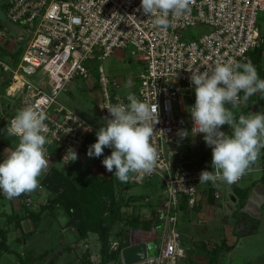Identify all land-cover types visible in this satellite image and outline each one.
I'll return each mask as SVG.
<instances>
[{
	"label": "built area",
	"instance_id": "1",
	"mask_svg": "<svg viewBox=\"0 0 264 264\" xmlns=\"http://www.w3.org/2000/svg\"><path fill=\"white\" fill-rule=\"evenodd\" d=\"M140 4L141 0H11L6 9L8 20L24 26L31 37L16 69L1 59L0 46V68L4 76L10 74L5 96L21 103L22 108L31 106L46 114L49 162L64 168L75 167L89 157L88 149L97 140L100 127L59 100L74 80L92 78L91 63L98 64L103 118H111L104 107L127 104L129 93L150 106L157 105L158 123L152 121L151 138L158 153L156 167L150 174L131 173L128 184L144 185L156 177L163 181L164 195L150 219L156 230V223L161 222L162 233L157 253H149L138 264H178L186 256L180 230L183 210H194L203 191L221 199L226 183H199V174L212 170V149L203 134L193 129L189 111L195 104V86L190 81L191 72H210L217 63L247 62L253 52L263 49L259 21L264 15V0H194L190 12L169 16L167 30L156 26L142 10L137 11ZM197 27L205 31L192 38L188 32ZM8 36L9 28L2 25L0 43L4 42V47ZM18 40H25L23 34ZM116 49H129L143 64L126 94L100 65ZM4 76L0 81L4 82ZM35 76L40 78L37 83L31 81ZM242 104L243 93L239 106ZM181 130H187L188 137L178 135ZM70 147L78 153L74 162L63 160ZM196 151L210 155L201 162L194 156ZM111 152L105 148L102 156L91 158L103 160ZM261 171L264 173V165ZM113 248L122 250L121 242L115 241Z\"/></svg>",
	"mask_w": 264,
	"mask_h": 264
},
{
	"label": "clouds",
	"instance_id": "2",
	"mask_svg": "<svg viewBox=\"0 0 264 264\" xmlns=\"http://www.w3.org/2000/svg\"><path fill=\"white\" fill-rule=\"evenodd\" d=\"M194 0H141L137 11L153 18L163 30L171 26L169 16L179 17L191 11ZM195 86V104L190 107L193 129L202 133L212 149V170L199 174V183L226 182L231 185L250 171L264 149V112L237 117L240 94L247 99L257 92L264 94V79L258 75L251 61L217 63L211 71L191 72ZM128 103L109 105L111 118H103V126L96 132L97 140L87 152L91 157L103 155L111 148V155L102 160L108 172L120 182H127L131 173L150 174L156 167L158 153L151 142L154 133L152 121L158 123L157 105L150 106L133 93ZM230 105L231 107H228ZM46 114L31 106L21 108L10 120L6 131L18 138V144L0 163V191L7 200L22 194H31L40 187L39 178L49 166L48 149L51 143L45 135ZM228 125L231 134L221 131ZM90 131V128L85 129ZM71 131V130H70ZM188 137L187 130L178 132ZM78 153L69 148L63 160L76 161ZM67 162V163H68ZM66 163V164H67Z\"/></svg>",
	"mask_w": 264,
	"mask_h": 264
},
{
	"label": "rangeland",
	"instance_id": "3",
	"mask_svg": "<svg viewBox=\"0 0 264 264\" xmlns=\"http://www.w3.org/2000/svg\"><path fill=\"white\" fill-rule=\"evenodd\" d=\"M10 1L11 0H0V28L2 25H6L9 28V36L7 39L8 45H5L4 47V42L0 43V46H2L3 50L1 59L4 62L8 63L13 69H16L18 64L21 62L22 56L31 35H28L26 30L24 31L25 27L21 24H13L8 20L6 9ZM259 25L261 27L262 33H264V15L260 16ZM204 31L205 28L202 27L191 28L188 32V35L192 36V38H196V36L202 34ZM20 34H23L25 40H18V36ZM9 47H11L12 49H10ZM251 56L255 57L256 52H253ZM261 63L262 68L264 69V55L262 56ZM100 65H103L110 78L118 80V82L122 86V94H126L127 92H129L130 84L136 82L138 74L143 68V64L139 63L131 55L129 49H116L111 56L107 57L105 60H102L100 62ZM91 66H93L92 78L88 80H84L82 78L74 80V82L69 84L66 90L62 92L59 100L62 104L71 108L72 110L86 118L88 121L92 122L95 126L101 127L103 126V117L99 111L101 89L98 83V79L100 74L98 71V64L91 63ZM3 76L4 73L0 68V77ZM9 77L10 74L8 73L4 76V82L1 83L0 81V92L2 94L6 93V87L8 85ZM39 79V77L35 76L31 78V81L37 83ZM262 100L263 102L261 104H257L256 94L247 99H245L243 95V104L240 105L238 109H234L237 117L241 114L247 116L256 112H264V94ZM228 107L231 106L228 105ZM21 108V103L17 102L15 99H9L5 95L0 98V123L4 128L3 130H5L3 134L8 138L10 137L11 139H15L17 142L18 138L15 136H9L7 134L6 128L8 126V120L12 116L16 115L17 111ZM220 130L226 132L229 135L231 134V129L228 125L221 126ZM261 165H264V149L260 150L259 158L253 165H251V169H256ZM260 174L264 176V173ZM111 176L112 172H108L103 166L102 160H99L97 158L86 157L84 159H81L79 163L72 168H64L49 163L47 171L44 173L42 178L39 179L40 187L35 191H39V193L42 192V194H45L44 192L46 191L48 199L54 197L55 200L52 202L53 204H51V208H54L57 211L59 209L64 210L61 206L63 201L62 199H60V197H66L67 200H72V197H74V195L77 196L80 207L77 209L75 207L71 208V217H69L70 222L68 225H64V227H62L64 229H66V226H74L73 223H71V220H76L72 217V215H76L74 214V208L77 212L78 209L84 208L85 206H87V204L91 205L94 211H96L91 221L95 222V220H98L101 215L104 218L110 217L113 205L115 203H118L121 206V213L120 217H118L117 219V224L114 225L113 237L111 239L112 241L110 240V251L113 252L118 251L113 248V244L115 243V241H120V233L121 235L128 234L131 233L132 230L138 228L149 229V223L152 216L151 213L153 212L154 207H157L160 204L161 199L164 195L165 186L160 177L149 180L144 185H132L131 187H128L127 185L129 184L126 185V182H120L118 180L116 187L117 190H115L113 198H101L100 200L92 198V195L89 194L88 187L91 178L99 177L102 179H107ZM256 176H258V173L245 176V182L250 181L249 179H252L251 177ZM238 186H243V183ZM228 197L229 196H227V198ZM147 198H150V201L147 202ZM100 207L101 210H98ZM199 210V208H195L194 210H192V213L189 217H191L192 219L194 215L198 216ZM188 219V216L186 218H182V222L180 223V230L183 235V246L186 249L187 258L181 260L179 264H192L193 261H195V263L197 264H208L209 256L204 255V250L208 249L209 252H213L214 247L212 245V238L215 239V241L219 240V236H221L223 232L222 230L219 231L218 226L215 225H209L208 227L199 226L198 221L196 220H194L192 223L190 222L191 224L189 230V227L186 226L187 224H189L187 222ZM63 222L64 224H66L63 219L58 222L53 221V219L44 220V222L41 223V225L38 227L36 221H34V225L32 227L34 231H39L40 229L50 230V232L48 231V236L50 237L42 235L40 236L41 238H38V240L41 239L40 242L42 244L44 243L46 246H49L52 249V253H49L46 256L48 259L45 260V258L38 257L39 255L31 253L29 247L22 254L20 250H17V248L19 247L23 248L24 245L22 240L20 242H12V247L15 251L12 256H6V252L0 249V263L19 264L18 256L21 254L23 258H32L30 264H84V261L88 259L89 261H91L90 259L92 255L94 261H99V254L101 255V253H99V248L100 246L102 247V240L96 233V239H98V242L101 245L97 246L96 244L95 247L91 250H85L82 255L79 253V256H74L71 261L69 257L70 255L67 254L68 251L66 249H54L58 247V240H56V238L58 237V233L61 230L60 225ZM76 223L78 222L76 221ZM155 227L157 228L158 232L156 233L155 243H153V248L151 251V254L153 255L157 253L160 244L162 233L161 222L156 223ZM47 239H49V241H47ZM198 244L203 245L205 249L199 248ZM240 247V251L242 253H245L257 260L254 261L256 264H264V235L248 237L247 239H244L242 241ZM197 254L202 257L197 259L199 261H196V258L194 257ZM2 256H5L7 260L5 259L4 262L1 261ZM77 257H80V259L83 257L84 261H77ZM86 264L88 263L86 262Z\"/></svg>",
	"mask_w": 264,
	"mask_h": 264
},
{
	"label": "crops",
	"instance_id": "4",
	"mask_svg": "<svg viewBox=\"0 0 264 264\" xmlns=\"http://www.w3.org/2000/svg\"><path fill=\"white\" fill-rule=\"evenodd\" d=\"M260 65L262 67V63H260ZM1 83L3 82L1 81ZM4 95L5 94L0 92V98ZM3 129L4 128L0 123V159L2 160L6 158L10 151L14 150L15 146L18 144L15 139H11L10 137L8 138L4 135L3 133L5 130ZM209 155V152H194V156L198 157L201 162L206 160ZM57 165L61 166L60 164ZM261 168L262 165L256 169H250V171L246 173L247 175H254L258 173V176L251 177L252 179H249L250 181L248 182H245V176L247 175H244V178L237 185L224 183L222 187V197L219 200H216L212 193L203 191L199 197V205L196 207L200 209L198 216L194 215L191 219L189 216L192 212L183 210L180 223L182 222V218H186L188 216L189 219L187 222L189 224L186 226L189 227V230L190 224L196 220L198 221L199 226L208 227L209 225H215L218 226L219 231L222 230L223 232V234L219 236V240L215 241V239L212 238V245L214 247L213 252H209L203 245L198 244L199 248L205 249L204 255L209 256L208 264H215L216 261H218V264H256L254 261L257 260L240 251V245L242 241L248 237L264 235V176L260 174L263 173ZM42 176L40 178H42ZM242 183L243 186L239 187L238 185ZM44 193L45 194H42V192L39 193V191H34L31 194H22L17 198L7 200L3 192L0 191V229H3L7 233L8 245L13 251L14 248L12 247V242H20L23 240V248H17V250L22 252V254L29 247L31 253L39 255L38 257H43L45 260L48 259L46 256L49 253H52V249L44 243L42 244L40 242L41 239L38 240V238L42 235L48 236L50 230L40 229L39 231H34L32 227L34 225V221H36V224L39 227L44 220L52 219L56 222L63 219L66 223L64 224L63 222L60 225L61 230L56 238V240H58V247L54 249H66L68 251L67 254L70 255V261L74 258V256H79V253L82 255L85 250H91L96 244L97 246L101 245L98 242V239H96L97 237L95 233L90 232L85 238H82L74 226H66V229L62 228L70 222L68 214L62 209H59L58 211L55 209L51 210L47 205L49 200L47 192L45 191ZM227 196L230 198H227ZM28 200H31L29 201V205L27 203ZM155 208L156 207H154L151 214L154 213ZM157 232L158 230L154 228L152 221H150L149 229L138 228L132 230L131 234L133 236V240L138 243L151 242L149 245V252L151 254ZM47 241H49V239H47ZM225 245L234 246V248L230 251H226ZM99 253H101V246L99 248ZM218 255L220 256L217 259ZM6 256H12V253L6 252ZM99 256V261H94L93 255L91 256V261H89V259L84 261L83 257L81 259L80 257H77V261H84V264H86V262L88 264H103L102 257L100 254ZM199 256V254L194 256L196 261H199L197 260L198 258H202ZM186 258L187 254L181 260ZM5 259L6 257L2 256L1 261L4 262ZM106 264L123 263L122 261H119ZM192 264L197 263L193 261Z\"/></svg>",
	"mask_w": 264,
	"mask_h": 264
},
{
	"label": "trees",
	"instance_id": "5",
	"mask_svg": "<svg viewBox=\"0 0 264 264\" xmlns=\"http://www.w3.org/2000/svg\"><path fill=\"white\" fill-rule=\"evenodd\" d=\"M255 52H256V56L255 57L251 56L249 61H251L252 64L256 67L259 77L261 79H264V69L260 65L264 49L260 48ZM256 95H257V104H261L263 102L262 100L263 94L257 92ZM114 171L115 169L112 172V176L107 179H102L99 177L91 178L88 187H89V194L92 195V198L96 200H100L101 198L106 199V198L114 197L118 183V179L114 176ZM127 184L128 181L126 182V185ZM127 186L131 187L132 185H127ZM72 198H73L72 200L71 199L67 200L66 197H62V198L60 197V199H62L63 201L61 206L63 207L64 211L68 214V216L70 215L69 217H71L70 210L72 207H75L76 209L80 207L77 196L74 195V197ZM54 200H55L54 197L53 198L51 197V199L48 200L47 205L49 206L50 209H54L51 208L52 207L51 204H53L52 202ZM90 201H91V197H90ZM75 208L73 210H74V214L76 215H72V217L76 220L75 221L71 220V223H73L74 228H76V230L79 232L82 238H85L90 232L96 233L100 236L102 240L101 257L103 264L122 261L121 249L113 252L110 251V240L113 237L114 225L117 224L118 222L117 219L118 217H120L121 206L118 203H115L112 207L110 217L104 218L101 215V217L100 218L98 217L99 219L95 220V222L91 221L94 213L96 212L91 207V205L87 204V206H85L84 208L78 209L77 212ZM98 210H101V207ZM76 221L78 223H76ZM119 235H120L119 239L121 241L124 234L121 235L120 233ZM225 247H226L225 249L226 251H230L234 248V246H228V245H225ZM0 249L7 253H12V254L15 253V251H13L9 247L7 233L3 229H0ZM219 256L220 255L217 256V259L219 258ZM18 257H19V264H30L32 259L31 257H28V259L27 257L23 258L21 255H19ZM215 264H218V261H216Z\"/></svg>",
	"mask_w": 264,
	"mask_h": 264
},
{
	"label": "water",
	"instance_id": "6",
	"mask_svg": "<svg viewBox=\"0 0 264 264\" xmlns=\"http://www.w3.org/2000/svg\"><path fill=\"white\" fill-rule=\"evenodd\" d=\"M153 242V241H152ZM151 242L138 243L133 240L132 234H125L122 239L121 260L123 264H137L145 261L149 255Z\"/></svg>",
	"mask_w": 264,
	"mask_h": 264
}]
</instances>
